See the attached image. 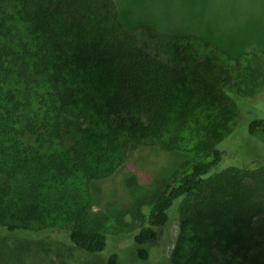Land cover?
Listing matches in <instances>:
<instances>
[{"label": "trees", "instance_id": "obj_1", "mask_svg": "<svg viewBox=\"0 0 264 264\" xmlns=\"http://www.w3.org/2000/svg\"><path fill=\"white\" fill-rule=\"evenodd\" d=\"M149 10L0 0V250L10 237L105 252L114 226L94 210L92 188L149 146L183 157L155 175L148 197L126 190L114 231L133 232L138 258L167 240L178 212L166 264H264V154L235 158L224 141L237 110L249 112L248 98L263 90L264 60L245 50L249 41L226 48L193 24L182 29L199 34L157 31ZM223 55L236 61L232 76ZM246 134L264 146V117L249 118Z\"/></svg>", "mask_w": 264, "mask_h": 264}, {"label": "rangeland", "instance_id": "obj_2", "mask_svg": "<svg viewBox=\"0 0 264 264\" xmlns=\"http://www.w3.org/2000/svg\"><path fill=\"white\" fill-rule=\"evenodd\" d=\"M122 7L126 12L139 15L146 13L149 9V4L154 0H120ZM189 3L194 4L195 0H189ZM150 18L153 19V12L149 10ZM144 14L140 16L143 17ZM127 17V13H126ZM193 24L200 27L204 32L205 37L219 41L224 47L234 49L241 42L249 41L246 44L245 50L250 53H258L259 57L264 60V21H257L250 24L246 29L239 32L223 35L213 30H205L199 23L196 22L195 13L182 24L172 28V32L184 33L183 25ZM137 27V26H136ZM198 28L185 32V34H199ZM191 29V28H190ZM142 45L152 49L155 41L148 36H145V31L142 26L135 29ZM197 40V39H196ZM200 42V43H199ZM211 44V43H210ZM204 46L202 41H196V46ZM215 47H206L205 52L199 53L200 56L211 53ZM227 55L220 57L223 68H228L227 72L232 76L230 65H235L236 61L232 60ZM261 63V61H259ZM225 66V67H224ZM224 71V69H222ZM259 70H263L259 68ZM234 80H237L239 73L234 70ZM248 99L252 100L248 104L249 112L244 114L243 110H237V119L241 120L237 123L235 129L225 138V144L231 148L235 158H239L241 154L245 157L259 156L264 154V146L259 145L246 134L248 127V119L253 117H264V86L263 90L255 92ZM183 146L187 147L186 144ZM183 154L180 152H170L158 147H141L132 151L125 163L118 169L115 174L99 183L92 188L93 193V208L97 212L109 214L111 217V227L109 233V246L107 250L101 254H88L75 248L68 246H60L57 240H43L33 243L32 245H24L13 238H6L2 243L4 248L0 254V261L5 264H108L107 255L112 252L118 253L117 264H166L173 257L176 240L180 233V216L176 213L170 227V233L165 240L164 234L160 236L155 244L149 247V258L141 260L137 256V245L133 240V232L116 230V219L121 213V202L128 198L126 190L130 189L134 194H138L144 198L148 197V192L153 188L152 180L157 177L167 176L168 168L175 162L180 161ZM183 157V156H182ZM174 166V165H172ZM156 175V176H155ZM133 194V193H132ZM146 208V207H144ZM123 211V210H122ZM129 217H123V226L126 227ZM44 242V245H42ZM40 245V246H39ZM60 254V255H59Z\"/></svg>", "mask_w": 264, "mask_h": 264}, {"label": "clouds", "instance_id": "obj_3", "mask_svg": "<svg viewBox=\"0 0 264 264\" xmlns=\"http://www.w3.org/2000/svg\"><path fill=\"white\" fill-rule=\"evenodd\" d=\"M153 26L157 31L171 30L195 13L196 22L205 30L230 35L250 24L264 21V0H154Z\"/></svg>", "mask_w": 264, "mask_h": 264}]
</instances>
